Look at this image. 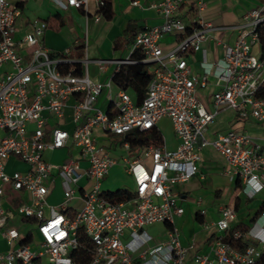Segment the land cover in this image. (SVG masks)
<instances>
[{
    "label": "built area",
    "instance_id": "built-area-1",
    "mask_svg": "<svg viewBox=\"0 0 264 264\" xmlns=\"http://www.w3.org/2000/svg\"><path fill=\"white\" fill-rule=\"evenodd\" d=\"M21 2L24 0H20ZM60 9L74 7L94 19L102 16L103 0H51ZM131 4L142 7L138 0ZM0 0V237L6 248L0 251V264H76L70 256L81 245L82 227L90 245L88 264H261L264 252V209L244 229L236 222L233 205H222L213 221L218 234L206 251L187 259L188 247L179 241L175 216L183 212L173 186L199 174V149L210 145L224 159V174L239 179L241 192L252 197L264 190V138L258 141L231 128L207 139V126L222 108H231L241 118L252 117L264 123V55L258 47V25L264 21V0L246 11L234 26L232 44L223 45L222 57L199 61L197 73L185 55L200 50L213 24L204 18L206 0H153L149 7L161 17L156 25L136 33L122 57L73 55L70 48L53 51L42 43L45 22L28 19L20 39L15 38L21 4ZM174 36L170 47L161 41ZM26 49L21 53L19 47ZM141 51L140 61L150 66L151 78L144 97L136 101L117 86L114 73L121 65L133 63L132 54ZM94 63L103 73L114 70L103 81L93 79L88 65ZM7 65V68H3ZM209 81L215 85L205 106L196 93ZM104 92V104L98 97ZM69 109V115L66 114ZM167 117L177 143L170 148L164 137L158 145L138 146V151L116 161L101 139L156 126ZM124 149L130 141L121 142ZM65 149L60 162H50L44 153ZM15 158L25 170L6 171ZM87 164L82 169L81 162ZM119 164L133 180L132 196L112 202L103 196L101 181L110 168ZM82 169V171H81ZM57 176L64 199L49 206L46 196ZM81 177L86 181L78 184ZM26 192L28 200L5 207L6 190ZM81 204L70 217L65 210L70 200ZM49 214L45 215L44 209ZM204 210H200L202 214ZM21 217L29 228L20 232L10 225ZM154 222L168 225L164 241L148 245L152 236L145 226ZM29 235L30 241L20 243ZM226 236L249 239L242 250L234 248ZM146 245V247H145Z\"/></svg>",
    "mask_w": 264,
    "mask_h": 264
},
{
    "label": "crops",
    "instance_id": "crops-1",
    "mask_svg": "<svg viewBox=\"0 0 264 264\" xmlns=\"http://www.w3.org/2000/svg\"><path fill=\"white\" fill-rule=\"evenodd\" d=\"M11 1L21 3L22 9V16L18 20V30L15 34L16 39H20L25 32L28 19L37 18L45 22V28L42 34V43L45 46L56 52L65 48H70L73 55L79 57L87 56L90 59L124 56L128 44L136 33L143 30L146 26L156 25L161 22L160 15L148 6L153 0H138L142 7L131 4V0H112L114 10L112 18L107 19L101 16L97 20L94 19L92 5L89 7L90 11L85 14L82 9L74 7L60 9L55 6L51 0ZM259 2L260 0H206V8L203 12V16L213 24L214 29H212L208 37L201 42L200 50L185 55L186 60H188L195 72H201L199 61L203 56L207 61H214L222 57L223 45L232 44L235 40L237 32L234 26L240 21L242 15L246 11L256 6ZM173 40L174 36L167 35L162 39L161 43L167 48L172 45ZM19 50L21 53L26 51V49L21 46ZM254 50L258 51V47H255ZM79 53H81V56ZM3 68H7V65H4L2 69ZM113 70L114 65H110L106 71L100 73L94 63L88 65L89 75L95 80H105ZM113 88L115 90L117 89L115 83L113 84ZM215 88L212 81H209L204 88H199L205 89L208 97V104L210 93ZM129 93L134 97L132 92L129 91ZM104 95L103 92L98 97V103L101 105L104 104ZM66 114L69 115V109H66ZM162 119L168 118L164 116L160 120ZM251 120H254L256 123H262L250 116L241 118L231 108H222L214 117L213 122L210 123L211 125L215 123L218 128L212 129L210 133H207V127L204 136L207 139H212L217 134L224 133L234 128L244 130L260 141L264 138V129H256ZM156 126L158 127V123ZM250 128H254V130ZM169 137V140L165 137L164 139L166 145L172 148L176 145L177 138L175 133L171 134ZM105 141L107 140L101 139V142L104 143ZM56 152L62 155L64 152L66 153V150L56 149L46 151L44 153L45 159L50 162H60L63 156L55 160L54 154ZM199 153L201 157L199 162V174L173 186L174 191L179 195L177 203L183 207V212L175 216L174 223L179 231L180 243L188 247L187 259H190L195 252L206 251L211 240L218 234L213 221L218 216L219 208L222 205L229 204L237 209L244 195L241 192V182L239 181V186H235L236 181L239 179H230L224 174L225 162L219 153L221 160L214 158L206 147L200 148ZM111 155H113L112 152ZM17 164H21L22 168H15L14 166ZM26 168L27 165L24 162L15 158H10L6 163V171L8 172L16 169L25 170ZM103 180L101 181V185H103ZM226 187H232L234 189L229 195L228 201L225 204H214L215 198L220 197L222 191L226 190ZM236 197L238 198L237 207L235 206ZM63 199L64 196L60 179L55 176L46 196L47 204L49 206H59ZM25 200H28V194L26 192L7 189L3 205L5 207L17 205ZM72 201L80 203V200L77 198L72 199ZM70 204L69 202L67 209L69 211H74V207ZM200 210H204V212L201 214ZM44 213L48 216V208L44 209ZM236 217L235 224H247L238 218L237 212ZM9 224L17 227L22 233L29 228L28 223L18 216L11 219ZM163 224L166 232L163 239L155 242V244L166 239L168 225L166 223ZM5 248L6 241L0 237V251Z\"/></svg>",
    "mask_w": 264,
    "mask_h": 264
},
{
    "label": "trees",
    "instance_id": "trees-1",
    "mask_svg": "<svg viewBox=\"0 0 264 264\" xmlns=\"http://www.w3.org/2000/svg\"><path fill=\"white\" fill-rule=\"evenodd\" d=\"M104 4L100 8L102 16L107 19L112 18L114 14L112 0H103ZM21 4V3H18ZM258 53L264 55V21H262L258 27ZM81 53H79L80 55ZM81 56V55H80ZM144 55L141 51H135L132 54V58L135 60L133 63H126L120 66V68L114 73L112 80L118 86L128 92L134 94L135 100L140 101L146 92L147 85L151 78L147 64L140 62L143 59ZM261 95H264L262 92ZM162 133L157 126H153L146 130H133L126 134L125 139L130 141V146H141L145 144H154L158 145L162 142ZM239 186V180L236 181V185ZM103 196L112 202H120L132 196V193L125 188H117L115 190H104ZM235 206H238V198H235ZM262 209H264V202H262L258 209L256 210L253 219ZM70 217H73L74 211L65 210ZM246 224L238 223L232 227V231L235 229H244ZM78 240L81 245L72 250L70 256L76 264H88L90 260V252L88 250V245H90L88 238L84 235L82 227H78ZM224 240L228 241L234 248L242 250L249 243V239H234L231 236H226ZM30 241L29 235H26L24 238L20 239L21 244L28 243ZM261 264H264V252L260 256Z\"/></svg>",
    "mask_w": 264,
    "mask_h": 264
},
{
    "label": "rangeland",
    "instance_id": "rangeland-1",
    "mask_svg": "<svg viewBox=\"0 0 264 264\" xmlns=\"http://www.w3.org/2000/svg\"><path fill=\"white\" fill-rule=\"evenodd\" d=\"M42 20H39V23H42ZM28 26H25V31L28 30ZM147 68L150 70V66H147ZM264 88V87H262ZM113 92L115 89L112 87ZM197 97L200 99V101L205 105L208 106V97L206 95L205 89H199L196 93ZM217 115V114H216ZM217 119V118H216ZM252 121V120H251ZM250 121V122H251ZM253 125L258 130L264 129V123H256L254 120L252 121ZM158 127L160 131L162 132L163 136L169 140V136L171 134H174V131L172 129V125L170 120L168 119H162L158 122ZM208 127L207 133H210L212 129H217L218 126L214 124H210ZM251 129V128H250ZM251 130H254L252 128ZM132 132V131H131ZM125 134H114L111 135L108 141L104 142V145L106 148H108L116 161L121 162L122 158L124 156H130L135 154L138 151V146L131 147L130 149L126 150L122 147L121 142L125 139ZM206 149H209L212 156L214 158H217L221 160V156L218 154V152L209 145L204 146ZM66 153L64 152L62 155H60L58 152L54 154V159L57 160L59 157L64 158ZM86 162H81V168L83 169L86 166ZM15 168H22L21 164H17L14 166ZM9 169V168H8ZM11 169V168H10ZM81 169V171H82ZM103 185H101L102 190H115L117 188H125L130 189L133 188V181L131 176L127 175L123 168L119 165H114L108 172V175L103 178ZM86 179L85 177H81L78 181V184L83 185L85 183ZM234 191L232 187H226V190H223L220 197L215 198L214 204H225L228 201L229 195ZM264 202V190H261L257 194H255L252 197H247L245 195L242 196L241 201L239 203V206L236 209L238 218L244 222L249 223L251 218L254 216L256 210L258 209L259 205ZM72 206L75 210H77L80 207V203L76 201H70ZM70 204V205H71ZM30 226V225H28ZM146 231L152 236V239L148 242V245H153L155 242L160 241L163 239L164 234L166 232L165 226L162 222H154L151 224H148L145 226ZM146 247V245H145ZM40 264H45L44 260H41Z\"/></svg>",
    "mask_w": 264,
    "mask_h": 264
}]
</instances>
